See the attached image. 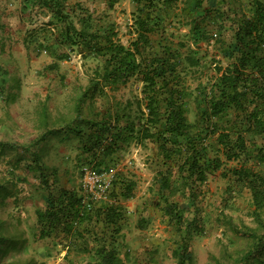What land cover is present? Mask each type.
I'll return each mask as SVG.
<instances>
[{
	"label": "trees",
	"instance_id": "16d2710c",
	"mask_svg": "<svg viewBox=\"0 0 264 264\" xmlns=\"http://www.w3.org/2000/svg\"><path fill=\"white\" fill-rule=\"evenodd\" d=\"M64 1L44 3H56V14L65 19L68 15L58 9L64 7ZM116 1L109 0L111 9ZM131 1L126 43L119 36L116 20L93 16L79 4L80 28L67 23L59 40L64 48L57 59L79 53L84 59L95 60L88 73L89 83L76 103V114H81L87 98H106L101 110L77 119L79 128H70L79 138L81 150L91 157L87 164L101 169L107 157L130 149L132 144L154 151L159 187L154 203L179 236L178 241L174 239L180 246L172 252L178 264L191 260L192 238L204 233L198 203L209 176L217 171L224 177L234 176L249 189L257 223L254 228L240 226L226 218L233 233L250 240L234 263L264 264V168H259L264 165V0ZM184 27L186 31H182ZM195 69L215 73L194 87L195 114L190 119L193 91L188 76ZM129 82L138 83L140 93L122 105L110 92ZM16 145L0 142V154L15 150ZM23 158L17 153V164ZM32 161L28 165H36L44 191V205L35 212L36 237L51 238L67 249L63 256L67 264H75L70 258L73 248L78 253L88 252L84 264H122L116 241L126 219L118 202L132 196L136 181L117 172L110 191L115 203L91 204L89 199L88 207L80 190L51 187L38 153ZM229 162L238 164L227 167ZM0 196L4 200L13 193L7 187ZM146 222L142 218L140 226ZM15 245L0 235V264H47L7 258Z\"/></svg>",
	"mask_w": 264,
	"mask_h": 264
},
{
	"label": "rangeland",
	"instance_id": "374dc122",
	"mask_svg": "<svg viewBox=\"0 0 264 264\" xmlns=\"http://www.w3.org/2000/svg\"><path fill=\"white\" fill-rule=\"evenodd\" d=\"M68 1L75 8L77 4L81 5L84 9L89 10L93 16L107 15L110 19L116 20L121 29L119 36L124 43L127 42L129 37L127 24L131 21L130 12L133 9L131 0H117L113 9L109 6V0ZM244 1L246 2V0ZM77 9L80 15V9ZM182 29V31L187 30L185 27ZM202 45L206 48V44ZM208 49L210 54L215 53L212 45ZM71 57L72 62L62 66L65 70H63L65 75L62 79L57 76L61 72H50L46 79L19 78L15 74L13 79L7 77L6 80H0V87L9 83L11 87L20 88L33 87V85H48L52 88L65 86L62 95L65 103L62 99L61 111L56 112L58 115L54 121L57 123L59 131H69L72 134L70 137H63L61 140L55 141L52 140L54 139L53 135H50L49 139L48 137L42 139L38 135L32 137L31 133L42 127L14 126V117L19 113L16 110H5L3 99L0 100L2 106L0 108V142L7 141L14 145L17 144V149L10 151L6 149L3 154H0V193L5 194L8 187L9 191L14 196L16 195V197L7 196L5 201L0 196V235L5 236V239H10L11 236L18 234L22 236L17 242V244L21 242V245L12 247L7 253V258L19 259L21 263L28 259H34L45 261L47 264H67L63 257L67 249L62 248L61 245L51 244L49 240H40L35 234L36 217L34 210L36 207L42 206L44 191L41 189L40 174L34 170L36 165H28L33 163L32 158L37 156V153L40 155L41 163L46 168L44 171L48 173L49 184L74 185L79 188L81 193L85 194L83 169L84 167H91L90 164H87V160L91 157H86V153L80 152V140L71 129L72 126H76L75 129L80 127V124L74 123L78 121L79 116L86 118L101 110L103 104H106V98L99 95L95 96L93 100L87 98L82 105L81 114H75L74 107L78 100L77 97L82 94L89 83L88 73L91 72V67L95 65V60L84 59L81 54ZM219 57L221 56L219 55ZM207 58L209 60V57ZM222 64H226V59L222 58ZM214 73V70L210 69L192 71L188 76L191 91L194 90L199 81L206 83L207 77ZM138 86H140L138 83L132 82L127 85L121 84L118 89L110 92L111 97L115 101L121 102L122 105L126 104L127 100L139 95L140 88ZM194 95L195 91H193L189 102L190 119H193L195 114ZM5 97L13 99L14 95H6ZM75 115L77 118L71 124ZM6 122L8 123L6 124ZM48 122L54 123L52 120ZM24 128L26 129L24 130ZM42 130H45V127ZM16 132L19 134L16 135ZM20 133L22 134L20 135ZM16 152L24 157L18 164ZM153 154L154 151L150 147L138 148L135 152H123L112 156L108 158L106 164H102L101 169H95L102 173L103 181L109 182L112 179V183L105 193L108 196L97 200L98 203H115L111 198L110 191L113 177L115 178L117 172L120 171L123 176L136 181L132 196L128 199L119 198V204L117 203L122 206L126 219L123 222V242L119 245L122 264H178V259L172 252L180 246L176 242L179 236H177L176 230L167 223L160 208L154 203V200L159 196V187L156 183V166L153 164L155 156ZM235 164L238 163L229 162L227 167ZM259 168H264V165ZM204 189V197L198 206L201 208L202 219L205 221V230L202 235L192 238L190 246L192 258L190 261L186 258L185 262L187 264H235L234 258L242 250L249 247L250 240L233 233L225 222L226 218H230L231 221L240 226L254 228L257 225L252 214L253 205L249 189L243 183L235 181L234 176L229 174L228 177H224L220 171L209 176ZM142 218L147 220L144 227L140 226ZM79 254L81 253L73 248L70 258L81 262L83 256H79Z\"/></svg>",
	"mask_w": 264,
	"mask_h": 264
},
{
	"label": "crops",
	"instance_id": "0c3cea01",
	"mask_svg": "<svg viewBox=\"0 0 264 264\" xmlns=\"http://www.w3.org/2000/svg\"><path fill=\"white\" fill-rule=\"evenodd\" d=\"M56 0H52L54 3ZM56 4V3H55ZM54 4V5H55ZM47 6L44 0H0V80H6L10 77L13 79V75L18 77L46 79L50 72L57 74L59 79H62L64 74L65 64L72 62V57L57 59L56 55L63 50L64 44L61 41V35L63 34L64 27L67 23L72 22L77 28H80L79 23V10L75 8L68 0L63 2V6H59L68 16L63 19L56 13V8ZM71 7L75 8L73 11ZM67 49V48H66ZM73 53L72 56L75 57ZM56 63L54 67L50 65ZM53 68V69H52ZM64 70V71H63ZM55 76L54 74H51ZM55 78V77H53ZM8 84V83H6ZM10 84V83H9ZM8 85H2L0 87V100L3 99L4 109L8 111L16 110L19 115L14 117V126L18 127H33L44 128L45 130L38 129L32 132V137L36 135L43 139L50 138V135L54 136L52 140H61L63 137L72 136L71 132L59 131L58 125L55 123L57 111H61L65 99L63 98L64 87L52 88L46 86L33 87H11ZM85 90V89H84ZM6 95H14L13 99L6 98ZM82 95V94H81ZM80 96L77 98L79 99ZM57 96V97H55ZM63 99V103H62ZM78 101V100H77ZM73 105V104H71ZM2 106L0 105V108ZM75 111V107H74ZM22 112V113H21ZM76 114V113H75ZM1 117V116H0ZM49 117V118H48ZM76 115L73 116L71 124L76 119ZM45 119V120H44ZM52 120L54 123L50 124L48 121ZM81 117L79 116L80 120ZM55 120V121H54ZM47 121V122H46ZM46 122V123H45ZM8 122H6L7 124ZM74 123H77L74 122ZM48 127V128H47ZM56 127V128H55ZM73 128L75 126H72ZM24 128V130L26 129ZM54 128V129H52ZM48 129V130H46ZM58 129V130H57ZM49 130H53V133H48ZM57 130V131H56ZM19 133L16 132V135ZM22 133H20L21 135ZM79 140V138H78ZM81 146V142H80ZM139 146L131 145L130 149L120 151V153L135 152ZM141 149V148H140ZM81 153H85L82 150ZM115 154V155H117ZM114 155V156H115ZM88 157V155L86 156ZM109 157H107L108 159ZM107 163V162H106ZM105 162L103 164H106ZM103 167V166H102ZM70 185V184H69ZM60 187L56 183L51 187ZM69 189L78 190L74 185H61ZM13 197H16V195ZM44 201H42V206ZM36 207L34 215L36 217ZM12 210V208H11ZM11 212V211H10ZM35 234L38 233V223L36 220ZM123 231V229H122ZM122 231L120 237L116 243L120 245L122 241ZM21 235L11 236L7 241L15 242V247L20 246L21 242L17 244ZM40 239V238H38ZM44 240V239H40ZM51 244H55V240L46 238ZM14 247V248H15ZM79 256H83L82 261L74 260L75 264H84L89 260L88 252L82 253ZM13 258V257H11ZM72 262V261H71ZM62 264V263H61Z\"/></svg>",
	"mask_w": 264,
	"mask_h": 264
},
{
	"label": "built area",
	"instance_id": "2783aa9c",
	"mask_svg": "<svg viewBox=\"0 0 264 264\" xmlns=\"http://www.w3.org/2000/svg\"><path fill=\"white\" fill-rule=\"evenodd\" d=\"M83 172V190L85 192L83 202L90 207L94 201L108 196L105 193H107V189L112 183V179L109 182L103 181L102 173L97 172L92 166L84 167ZM89 199L93 200L91 204L89 203Z\"/></svg>",
	"mask_w": 264,
	"mask_h": 264
}]
</instances>
